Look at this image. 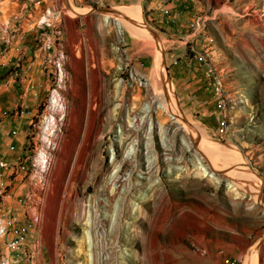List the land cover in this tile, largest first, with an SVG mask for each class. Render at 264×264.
<instances>
[{
  "label": "rangeland",
  "instance_id": "rangeland-1",
  "mask_svg": "<svg viewBox=\"0 0 264 264\" xmlns=\"http://www.w3.org/2000/svg\"><path fill=\"white\" fill-rule=\"evenodd\" d=\"M59 2L41 18L51 9L67 56L63 134L27 249L1 253L10 264H264V0ZM165 7L179 17L169 26ZM77 12L83 34L65 43L53 15ZM195 70L203 85L187 95Z\"/></svg>",
  "mask_w": 264,
  "mask_h": 264
},
{
  "label": "built area",
  "instance_id": "built-area-1",
  "mask_svg": "<svg viewBox=\"0 0 264 264\" xmlns=\"http://www.w3.org/2000/svg\"><path fill=\"white\" fill-rule=\"evenodd\" d=\"M28 1L31 4L35 2ZM25 7L28 9L29 5L26 4ZM193 14L198 12H191L188 27L194 35L200 34L203 15H200V21H193ZM51 15V9H46L39 22L42 31L36 36V42L47 52L45 62L49 65L46 69V94L35 110L28 109L18 102L14 108L2 113L3 118L22 115L30 118L19 156L9 158L5 153H0V246L3 245L6 251L19 255L27 249L30 231L38 222L39 217L34 212L43 204L55 163V153L63 134V128L56 123V116H67V99L65 91H60V83L68 84L70 76L66 69L67 61H60L58 58V51L63 48L62 31L50 20ZM160 21L164 26H169L175 23L176 17H173L170 8L165 7L162 9ZM2 30L4 34L8 33L7 24L2 26ZM206 40L209 49L212 42L210 39ZM206 76L209 85L213 86V95L219 99L216 79L210 75V68H207ZM220 106L223 110L225 103H220ZM35 113H42V120H35ZM8 135L13 142L7 144V150L17 151V128H11ZM22 184L25 186V192L19 195L16 188ZM11 200L20 204V208L10 206L8 201ZM1 252L0 250V264H10L8 256Z\"/></svg>",
  "mask_w": 264,
  "mask_h": 264
},
{
  "label": "crops",
  "instance_id": "crops-1",
  "mask_svg": "<svg viewBox=\"0 0 264 264\" xmlns=\"http://www.w3.org/2000/svg\"><path fill=\"white\" fill-rule=\"evenodd\" d=\"M26 1L0 0V153H5L9 158L19 156L30 118L26 115L3 118L2 113L14 108L18 102L28 109L35 110L43 100L48 88L46 69L49 64L45 62V50H42L36 42V35L39 32L36 25L45 8L53 6L56 10H60L59 7H61L59 0H37L30 13H26L24 10ZM175 13L176 16H179L180 11H175ZM81 15L82 13L71 19H65L61 14L58 16L57 13L53 15L52 19L63 30L65 43L71 40L78 41L80 35L83 34L80 25L87 15ZM178 18L176 17V20ZM20 19H22V23L19 28L17 21ZM158 21L162 24L160 17ZM4 24H7L9 28L7 37L2 30ZM130 68L131 71L134 69L136 72L137 66L130 65ZM195 72L196 76H199L197 78L200 79L196 78L194 81L187 82L181 88L183 92H188L187 95L193 93L198 95L197 89L202 88L204 75L197 70ZM36 115L37 113H35ZM11 128H17L19 132L15 140L17 151L7 150V144L13 142L8 135ZM24 192L23 184L16 188L17 194L21 195ZM8 204L16 209L20 208L14 200L8 201Z\"/></svg>",
  "mask_w": 264,
  "mask_h": 264
},
{
  "label": "bare ground",
  "instance_id": "bare-ground-1",
  "mask_svg": "<svg viewBox=\"0 0 264 264\" xmlns=\"http://www.w3.org/2000/svg\"><path fill=\"white\" fill-rule=\"evenodd\" d=\"M125 11H123V13H124ZM77 13H81V12H77ZM263 20V19H262ZM264 21V20H263ZM122 25H124V23H122ZM121 25V26H122ZM125 26V25H124ZM200 27H201V22H200ZM63 48H60L59 49V51H58V58H59V60L60 61H67V56H66V53L62 50ZM210 75H211V70H210ZM67 87H68V84L67 83H60V91H65L66 89H67ZM216 87H217V90H218V86H217V82H216ZM218 97H220V95H219V90H218ZM150 105H145V107H144V109L145 110H148V108H149V110H150ZM157 109H159V110H162L163 112H165V113H168V114H171L172 116H173V113L169 110L170 108H169V106H167V104H165V103H158L157 104V107H156ZM175 115V114H174ZM42 118V117H41ZM42 120V119H41ZM65 120H66V118L65 117H63V116H56V123H57V125L60 127V128H64V125H65ZM201 147H204L203 149L204 150H206V151H208L209 153H210V151H213V150H211V148H209V147H207V146H201ZM212 147V146H211ZM213 149H215L214 147H212ZM216 150V149H215ZM113 160V159H112ZM120 166H121V164L120 165H118L116 168H115V170L113 171V174L114 175H117L118 174V172L120 173ZM253 262V261H252Z\"/></svg>",
  "mask_w": 264,
  "mask_h": 264
},
{
  "label": "water",
  "instance_id": "water-1",
  "mask_svg": "<svg viewBox=\"0 0 264 264\" xmlns=\"http://www.w3.org/2000/svg\"><path fill=\"white\" fill-rule=\"evenodd\" d=\"M100 10L104 11V12H109V13H114V14H118L119 11L115 10V9H111V8H99Z\"/></svg>",
  "mask_w": 264,
  "mask_h": 264
}]
</instances>
